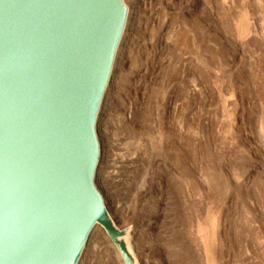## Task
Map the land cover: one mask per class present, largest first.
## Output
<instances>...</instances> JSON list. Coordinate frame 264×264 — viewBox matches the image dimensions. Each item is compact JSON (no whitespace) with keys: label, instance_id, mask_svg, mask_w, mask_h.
Masks as SVG:
<instances>
[{"label":"rangeland","instance_id":"obj_1","mask_svg":"<svg viewBox=\"0 0 264 264\" xmlns=\"http://www.w3.org/2000/svg\"><path fill=\"white\" fill-rule=\"evenodd\" d=\"M124 2L96 127L111 217L138 264H264V0ZM91 237L79 264H123Z\"/></svg>","mask_w":264,"mask_h":264},{"label":"water","instance_id":"obj_2","mask_svg":"<svg viewBox=\"0 0 264 264\" xmlns=\"http://www.w3.org/2000/svg\"><path fill=\"white\" fill-rule=\"evenodd\" d=\"M124 0H0V264H79L96 225L138 264L95 183Z\"/></svg>","mask_w":264,"mask_h":264},{"label":"bare ground","instance_id":"obj_3","mask_svg":"<svg viewBox=\"0 0 264 264\" xmlns=\"http://www.w3.org/2000/svg\"><path fill=\"white\" fill-rule=\"evenodd\" d=\"M129 16H130V14H129V9H128V13H127V21H126V25H125V30H124V32H123V36L125 35V32L127 31L126 29H127V25L129 24L128 23V21H129ZM129 26V25H128ZM123 36H122V38H121V41H120V43H119V45H118V48H117V52H116V56H115V60H114V64H113V70H112V73H111V76H110V79H109V82H108V85H107V88L110 86V83H111V81H112V79H113V71H114V66H115V63H116V59H118L117 57H118V55L120 54V52L122 51V42H123ZM107 90V89H106ZM105 93H106V91H105ZM104 96H105V94H104ZM105 98L103 97V100H104ZM103 100H102V103H101V108H103L102 106H103V103H105V102H103ZM101 108H100V110H101ZM100 112V111H99ZM100 145V144H99ZM101 149H100V154H99V162H98V166H97V170H96V176H97V173H98V168H99V163L101 162L100 161V156H101ZM97 178V177H96ZM96 178H95V183H96ZM101 193V192H100ZM102 195V194H101ZM102 197H103V199H104V196L102 195ZM105 201V200H104ZM111 216V215H110ZM112 218V217H111ZM113 219V218H112ZM114 221V220H113ZM114 223H115V221H114ZM116 224V223H115ZM100 230H102V228L99 226V225H96L94 228H93V230L91 231V234H90V236H89V238H88V240H87V243H86V245H85V248H84V250H83V253H82V255L85 253V249H86V247H87V245H88V243H89V241H90V237H91V235L93 234V233H95V232H97V231H100ZM91 238H93V237H91ZM201 239V238H200ZM202 241V240H201ZM82 255H81V257H82ZM80 260H81V258H80ZM80 260H79V262H80Z\"/></svg>","mask_w":264,"mask_h":264}]
</instances>
